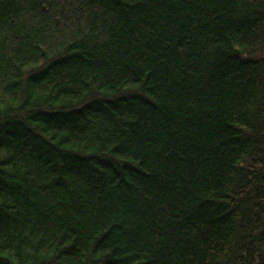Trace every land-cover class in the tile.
Segmentation results:
<instances>
[{
  "label": "trees",
  "instance_id": "16d2710c",
  "mask_svg": "<svg viewBox=\"0 0 264 264\" xmlns=\"http://www.w3.org/2000/svg\"><path fill=\"white\" fill-rule=\"evenodd\" d=\"M0 264H264V0H0Z\"/></svg>",
  "mask_w": 264,
  "mask_h": 264
}]
</instances>
